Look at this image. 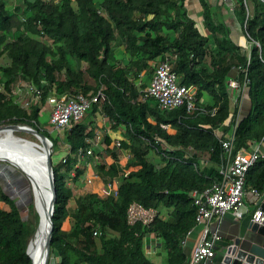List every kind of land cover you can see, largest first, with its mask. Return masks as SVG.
I'll use <instances>...</instances> for the list:
<instances>
[{"label": "trees", "instance_id": "1", "mask_svg": "<svg viewBox=\"0 0 264 264\" xmlns=\"http://www.w3.org/2000/svg\"><path fill=\"white\" fill-rule=\"evenodd\" d=\"M9 1L0 0V59H10L0 65V125L29 124L52 141L53 151L59 149L60 137L38 125L55 88L89 97L100 92L88 115L62 129L71 152L93 135L87 129L96 127L98 111L108 116L112 130H122L120 148L105 133L104 160L94 161L93 168L105 180L127 170L120 175L117 196L101 197L88 189L70 210L77 185H68L66 178L77 159L71 154L66 162H55L52 156L56 201L50 254L58 256L57 264H158L145 253L153 236L166 254L161 264H187L183 242L197 212L191 194L221 179V140L233 129L235 151L264 140V0H231L232 5L200 0L204 32L186 0ZM227 21L239 25L242 40L232 37ZM166 56L179 83L196 85V105L205 110L165 109L144 97ZM19 77L43 90L29 110L11 93ZM231 78L240 86L248 79L250 107L240 119L239 96L231 110ZM121 149L133 152L124 164ZM83 174L77 168L75 181ZM246 187L264 196V158L248 170ZM132 202L156 209L157 215L149 224L129 223ZM38 222L33 202L21 208L0 181V264H32L26 247Z\"/></svg>", "mask_w": 264, "mask_h": 264}, {"label": "built area", "instance_id": "2", "mask_svg": "<svg viewBox=\"0 0 264 264\" xmlns=\"http://www.w3.org/2000/svg\"><path fill=\"white\" fill-rule=\"evenodd\" d=\"M248 79L245 78L243 86L231 78L229 86L240 92L247 87ZM4 84L0 82V91ZM197 87L194 84L186 85L179 83V76L169 58H161L151 78L149 85L144 90L145 98H153L158 104L165 109H175L180 106H186L189 112L196 109L202 111L204 108H198L196 105ZM11 93L15 96V102L21 107L29 110L30 107L38 102L43 95V90L30 80L19 77L12 86ZM100 92L92 97L82 93L63 92L51 89L46 97V102L51 106L50 122L55 125L57 130L69 128L73 123L79 121L84 116L86 110L92 102L99 100ZM215 109L213 110V112ZM102 118L106 114L100 111ZM163 128L168 129V124H162ZM87 130H93V135L85 137V146H80L75 152H71V146L68 144L62 162H66L72 154L77 161L74 168L66 178L68 185L75 186L76 169L83 168L84 174L80 181L91 188L92 192L99 194L101 197L117 196L118 187L121 182L120 175L127 170L119 172L118 176L108 177L106 180L91 165V161H103L105 133L102 129L89 127ZM223 146V160L220 166L221 179L214 182L211 187L204 191H192L193 202L197 207L196 225L202 227L200 239L196 243L187 264H210L216 254V246L222 236L217 230L211 229V221L216 217H221L227 212H231L235 218H242L251 214V219L259 224L264 223V210L261 208L263 200L262 194L252 188L250 191L255 196V207L251 209L247 203L246 179L248 170L261 158H264V140L255 141L251 149L241 148L234 150V129L230 135L221 140ZM120 148L121 139L117 138L113 142ZM100 152H96L97 148ZM93 158V160H91ZM121 162L131 160L133 152L130 149H121ZM84 163V165H82ZM157 215V210L147 208L139 202H132L127 211L129 223L141 221L143 224H149ZM98 234V230L94 231Z\"/></svg>", "mask_w": 264, "mask_h": 264}, {"label": "water", "instance_id": "3", "mask_svg": "<svg viewBox=\"0 0 264 264\" xmlns=\"http://www.w3.org/2000/svg\"><path fill=\"white\" fill-rule=\"evenodd\" d=\"M3 125L14 129L27 130L36 138V140H29L32 151L25 161L28 171L16 167L29 181L33 198L32 202L39 214L37 228L28 240L26 252L30 256L29 251L35 247L34 241L38 235L40 247H43L45 253L48 255L53 233V214L56 201L55 176L52 162L53 143L45 134L29 124L7 123ZM3 161H8L13 164L9 160L3 159ZM37 195L40 197L41 204L44 206L47 218L46 228L44 231L41 230V232L40 225L42 224V217L37 209ZM260 206L264 210V199ZM224 253L225 264H264V223L259 224L251 220L249 223V231L242 236L234 238L232 242L227 244ZM32 264H34L33 260Z\"/></svg>", "mask_w": 264, "mask_h": 264}, {"label": "crops", "instance_id": "4", "mask_svg": "<svg viewBox=\"0 0 264 264\" xmlns=\"http://www.w3.org/2000/svg\"><path fill=\"white\" fill-rule=\"evenodd\" d=\"M217 2H218L217 0H214L212 4L216 5ZM186 5L189 10L190 16L195 18L194 15L198 13H199L198 17L201 16L202 7H201L200 0H186ZM232 25L233 27H235L236 30L238 29L240 30V27L237 23L236 24L233 23ZM241 38H242V35H240V39ZM237 41H240V40H237ZM246 90L247 88L244 91L240 92L236 89H233V92H232V95H233L232 101H231L232 112L234 110V105H235L237 96L240 97L237 119H240L244 114H246L248 112L247 110H249V107H250L249 99L246 95ZM200 111H202V109ZM95 120H96L95 126L97 128L102 129L104 133L109 134L112 137L113 142L117 138H120V139L122 138V130L120 128L117 130H112L108 116H106V118H102L101 113H100L99 115L96 116ZM217 132L220 134L223 131L218 130ZM230 134L231 133H229L228 135ZM254 144L255 142H252L249 149H251L254 146ZM262 198L264 199L263 196ZM246 199H247V203L249 204L250 208L254 209L255 204H256L255 196L249 189H247ZM250 215L251 214H247L243 216L242 218L238 219V218H235V216L231 212H227L221 217H216L211 221V229L217 230L221 234L222 238L216 246V254L212 258L210 264H225L224 262L225 253L224 252H225L226 245L232 242L234 238L238 236H242L247 231H249V223L252 220ZM201 232H202V227L200 225H195L187 234L183 242L184 244L183 246H184V250L186 254H188V257H190L196 243L200 239ZM221 248H223L224 250L223 252L219 251ZM145 253L155 263L161 264L165 262L166 254H165V251H163L160 241L157 237L149 236L147 238V241L145 243Z\"/></svg>", "mask_w": 264, "mask_h": 264}, {"label": "rangeland", "instance_id": "5", "mask_svg": "<svg viewBox=\"0 0 264 264\" xmlns=\"http://www.w3.org/2000/svg\"><path fill=\"white\" fill-rule=\"evenodd\" d=\"M210 1L213 3L214 0H210ZM218 1H222V0H218ZM226 1L228 2V4L232 5L231 0H226ZM9 2L14 3L15 0H10ZM213 9L216 10L217 9L216 6H213ZM194 16L197 19L199 29L202 32H204L205 29H204L203 24H202V17L201 16L198 17L199 13L194 15ZM227 17L229 18V15H227ZM229 24H230L231 29H232V37L236 41L241 40L240 39L241 31L239 29L236 30L235 27H233L232 23L229 22ZM117 56L118 57L121 56L120 50L117 52ZM9 61H10V59L7 56H3L0 59V65L8 64ZM83 67H85V64H83ZM141 77H142V79H145L146 75L143 74ZM50 112H51V106L49 103L46 102V104L42 107V109L39 113L38 125L42 129L46 130L51 137H53V138H56L57 136L60 137L59 138V149H57L56 151H53V145H52L53 160L55 162H58L60 160V158H62L64 156L68 144L64 140V134H63L62 130H57L55 128V125L50 122ZM88 113H89V110H86L83 117L88 115ZM99 114H100V111H98L96 113V116ZM83 117H82V119H83ZM1 125H3V124H1ZM16 135L28 137L31 140H36V138H34L32 134H27L23 131L22 132L16 131ZM96 152H100L99 147L96 149ZM82 165H84V163H82ZM91 165L94 168V161H91ZM0 181H1L4 189L13 198L16 199L18 205L21 208L25 207L29 202H31L33 200L30 187L29 188L27 187V182H26L24 174L16 166L9 163L8 161H3V160L0 161ZM76 185H77V187L74 189V196H73L72 201H71L70 210L73 209V206L75 205V199L77 198V196L79 194L86 192L88 189L91 190L90 187L86 186L80 180L77 181ZM22 212H23V210H22ZM23 215H25V217H26L25 212H23ZM164 216H166L165 213H164ZM65 225H67V222H65ZM219 251L223 252L224 250H223V248H221ZM51 256H52V258H54L55 264H57V257L58 256H56V255L55 256L51 255Z\"/></svg>", "mask_w": 264, "mask_h": 264}, {"label": "bare ground", "instance_id": "6", "mask_svg": "<svg viewBox=\"0 0 264 264\" xmlns=\"http://www.w3.org/2000/svg\"><path fill=\"white\" fill-rule=\"evenodd\" d=\"M16 131H23L27 134H31L27 130L14 129L7 125H0V161L9 160L15 166L22 168L25 171H28L25 161L31 153V144L28 137L16 135ZM37 209L42 217V224L40 225L41 230L44 231L47 225V218L45 214L44 206L41 204L40 197H36ZM37 220V219H36ZM35 247L30 251L29 254L34 261V264H55L54 258H52L50 252L48 255L45 253V249L40 247V239L37 235L34 241ZM53 259V260H52Z\"/></svg>", "mask_w": 264, "mask_h": 264}]
</instances>
